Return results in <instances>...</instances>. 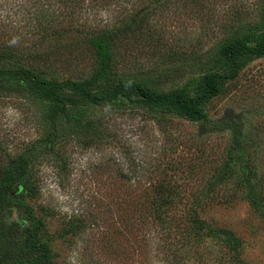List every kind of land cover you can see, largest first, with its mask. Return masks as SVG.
Listing matches in <instances>:
<instances>
[{
    "label": "rangeland",
    "instance_id": "374dc122",
    "mask_svg": "<svg viewBox=\"0 0 264 264\" xmlns=\"http://www.w3.org/2000/svg\"><path fill=\"white\" fill-rule=\"evenodd\" d=\"M66 2L0 0V40H10L19 56L4 66L32 68L47 80H87L94 55L86 34L137 21L139 29L117 45L114 72L90 89L102 94L129 79L157 92L192 96L202 91L206 72L226 69L220 59L224 43L240 38L257 46L264 39L263 0H87L77 8ZM32 54L47 62L37 63ZM0 84L2 138L10 140L13 154L34 145L33 191L20 184L17 193L42 222L39 238L50 246L54 264H175L157 243L145 257L126 240L122 255L102 244L125 227L129 187L142 200L145 188L163 180L179 187L180 209L198 202L212 227L240 239L236 246L223 234L207 235L177 264L237 263L236 247L243 264H264V203H251L240 163H228L234 123L247 143L257 190L264 193V56L247 58L235 80L199 104L204 119H190L131 90L101 102L64 85V98L57 101L12 74H0ZM58 105L65 111L55 112ZM7 220L17 223L22 244L29 231L24 228L32 227L24 210L12 207ZM12 264L29 263L19 258Z\"/></svg>",
    "mask_w": 264,
    "mask_h": 264
},
{
    "label": "trees",
    "instance_id": "16d2710c",
    "mask_svg": "<svg viewBox=\"0 0 264 264\" xmlns=\"http://www.w3.org/2000/svg\"><path fill=\"white\" fill-rule=\"evenodd\" d=\"M103 2H100L101 5H108L112 0H103ZM67 3L68 6L77 8L81 7L82 3L89 2L87 0H67ZM137 24L136 21L133 24H123L119 27L92 30L86 34V43L94 55L93 69L87 80H47L32 68L4 66L10 60L19 58L11 41L7 39L0 40V74L8 73L29 80L32 88L44 89L57 101H62L64 98L60 92V88L64 85L90 100L101 102L108 101L123 90H131L149 101L171 106L190 119H204L207 114L199 104L211 96L218 95L226 83L235 80L242 71L247 58L264 56V39L257 46H251L240 38L230 39L220 49V59L227 64L226 69L221 72L213 70L206 72L200 79L202 91L196 95H187L182 90L157 92L129 79H120L107 92L94 93L90 87L96 86L100 79L110 77L114 72L117 45L139 29ZM32 59H35L37 63L47 62L46 56L40 54H32ZM3 86L0 84V96L3 93ZM13 86L14 83L11 82L8 92H12ZM65 109V106L58 105L55 112H62ZM226 120L233 119L229 117ZM230 124L232 142L229 150V166L240 163L243 172L242 181L248 190V196L251 203L259 208L264 203V193L261 194L257 190L254 165L247 153V143L242 137L240 126ZM1 135L0 132V264H12L19 258L22 261L26 260L29 264H54L50 246L39 238L42 222L36 218L32 206L23 200L22 194L17 193L20 184L24 189L33 191L29 185V159L34 145L24 148L18 154H13L9 144L10 140L2 138ZM122 176L126 177V173L123 172ZM129 188V199L123 207L124 213H127L124 216L125 227L124 229L115 228L111 234L102 239V244L106 247L104 249L108 250L112 247V251L115 250L122 255L126 240L127 245L137 250L140 256H146L151 244L157 243L158 249H162L172 262L177 264L183 262L185 253L191 252L190 248L200 247L207 235L220 233L233 240L236 246L240 245V239L235 234L212 227L200 215L198 202L187 203L185 210L180 209L178 204L182 200L179 198L180 189L176 184L163 180L150 188H145L144 193L148 196L142 200L136 194V187ZM12 207L23 209L32 225L31 228L30 226L24 228L23 231L26 229L29 231L28 236L21 239L22 244H18V238L15 235L17 223L7 220ZM36 222L38 225L35 224ZM134 223L137 225L135 227L137 230L134 229ZM152 229L157 234H153ZM235 254L237 263L232 264H243L239 259L238 247L235 248Z\"/></svg>",
    "mask_w": 264,
    "mask_h": 264
}]
</instances>
